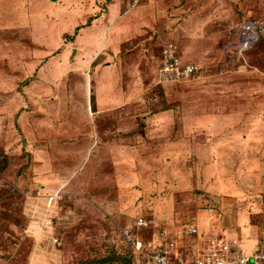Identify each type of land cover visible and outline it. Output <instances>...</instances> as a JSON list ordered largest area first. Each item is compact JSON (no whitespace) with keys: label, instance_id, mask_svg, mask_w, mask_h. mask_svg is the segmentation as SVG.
Returning a JSON list of instances; mask_svg holds the SVG:
<instances>
[{"label":"rangeland","instance_id":"1","mask_svg":"<svg viewBox=\"0 0 264 264\" xmlns=\"http://www.w3.org/2000/svg\"><path fill=\"white\" fill-rule=\"evenodd\" d=\"M62 1L52 0L51 7L50 0H0V117L4 119L0 120V264H150L131 252L124 232L145 243L163 230L183 247L184 259H191L207 246L205 240L197 245L195 238L211 233L210 225H200L195 214L201 208H229L227 202L231 204L228 218L215 221L217 227L235 239L254 238L257 247H263L264 0H140L134 7V0ZM111 1L119 5L117 19L125 13L114 22V17L102 16L103 7H113ZM92 15L98 27L89 29ZM137 19L143 20L142 26L134 24ZM247 23L258 24L261 34L253 48L243 51L241 32ZM105 37L110 39L104 50L110 54L116 55L124 43L127 60L139 66L143 57L133 76L126 65L125 76L117 73L118 79L113 80L111 72L112 78L97 79L95 65L106 55L99 40ZM166 51L172 59L193 63L198 68L195 77L155 82ZM114 67H104L100 75ZM140 75L143 83L137 86ZM88 78L94 95L100 97L112 94L111 87L117 93L118 86L113 88L117 80L128 82L126 89L121 88L127 95L136 92L133 100L118 105L122 110L120 163L110 162L106 154L118 144L108 143L100 134L98 141L103 143H93L94 137H89L90 120L84 115L90 102ZM132 78L136 80L131 83ZM241 93H247L245 100ZM30 95L38 96L37 100ZM93 103L104 105L94 98ZM209 103L225 104L230 113L238 105L243 108L247 116L230 133L234 143L226 145L220 156L217 150L211 153L210 163L200 161L206 159L207 150L199 151L204 143L196 160L147 163L145 144H161L158 139L194 143L195 133L178 135L169 130L167 138L159 136L145 124L143 114L163 109L182 117L183 110H199ZM37 107L41 113L45 109L52 113L47 122L36 124L39 131L34 137L69 148L67 154L58 145L51 147L59 155L51 165L53 173L45 169L47 158L34 154L40 145L49 152L50 144L24 139L34 134L32 118L23 127L14 123L18 111ZM244 125L248 130L240 133ZM87 140L92 145L85 158ZM153 158L157 161L161 156ZM178 166H183V173L179 174ZM119 172L123 178H118ZM141 219L150 221L148 229L137 228ZM187 222L198 228L189 238L180 234ZM53 237L61 244H54Z\"/></svg>","mask_w":264,"mask_h":264},{"label":"crops","instance_id":"2","mask_svg":"<svg viewBox=\"0 0 264 264\" xmlns=\"http://www.w3.org/2000/svg\"><path fill=\"white\" fill-rule=\"evenodd\" d=\"M55 1L63 2L62 0H55ZM113 1H117V0H113ZM51 2H52V0H50V3ZM82 3H85V2H82ZM108 4H112L113 7L111 8L109 5L103 7V9L105 11H104V14L102 16L104 18L114 17L113 18L114 19L113 22H114V21L120 19L121 17H123L121 15H123L125 13L121 14L118 19H117V15H115V14H117V11H118L117 6H119V5L116 6V4H114L112 1L109 2ZM50 5H51V7H54L52 3ZM87 7H88V5H87ZM87 9H89V8H87ZM17 10H18V8L16 7V12H17ZM18 12H19L20 16H24V12L22 9L18 10ZM89 18L91 19V21L87 23V25H89L87 28L93 29L97 25L95 17H93V15H92V17H89ZM136 23H138V25L142 26L143 20L140 19L138 21V19H137L134 24H136ZM141 26H139V28ZM96 27H98V26H96ZM112 28H113L112 30H114L115 25H113ZM71 30L72 29H70V31ZM140 31H144V29H141ZM142 33H144V32H142ZM113 37H117L116 33H115V36H113ZM108 39H110V38H108ZM108 39L105 37L104 40H102V39L99 40V42H101L103 44V45H99V46L101 47V50L103 52L106 51V55H101L100 56L101 60H99V63H97L95 65L98 68L97 69V79L100 80L104 77L112 78L110 75L111 72L114 75L113 80L118 79L117 73H119V74L122 73L125 76L124 71H122V68L126 67V65L128 66V68L130 67V72H129L130 77L133 76L135 73V70L137 68L139 69L141 63L144 62L143 57L140 58V65L139 66H137V64L134 60H132V59H131V61L127 60L124 57V55H125L124 49H122L123 46H125V48H126V45H124V43H121L122 44L121 49L118 50L116 55L110 54L107 50H104V49H106V47L108 45ZM107 55L110 56V58H112V59H110V58L107 59V57H108ZM132 56H133V58L135 56L133 52H132ZM146 60H147V56H146ZM113 61H114V63H113ZM109 64H115L116 67H114L112 65L109 66ZM105 65L107 67H109L110 69L112 67H114L115 69L110 70L109 72H104V75H103V73H101V75H100L101 70L104 69V67H106ZM131 65H132V67H131ZM145 67H146V70H148V68H150V64L148 62H146ZM109 75H110V77H109ZM132 79L133 80L131 81V83L135 82L136 78L135 79L132 78ZM137 79H138V80H136L137 86H138L139 81H141L143 83V77L141 75L138 76ZM154 79H155V82H158L157 75L155 76ZM32 82L35 83V81H32ZM121 82H122V84L119 85V83H121ZM126 83L128 85V82H125V81L123 82V81L117 80L116 83L113 85V88H114V86H118V88L116 89L117 93L114 92V90L111 87L110 90H111L112 94L109 93L107 96H101L100 97V96L94 95L95 92L90 88V87H92L93 83L92 82L90 83V79L88 80L87 87H88V91H90V96L88 95V98H90L89 99L90 102L86 103L85 106H86V109L88 110L89 116H88V113H86L84 115L87 116V118H89V120H90L91 126L89 125L88 134H89V137L91 135H92V137H94L92 139V140H94V141H92L93 143H96L99 140L98 134H100L103 139L105 137H107L106 141L108 143H114L113 145H115V143L118 145L120 144V141H121L120 137L121 136L119 133L121 130V125H122V110L121 111L118 110V108H120L118 105H120L121 103H125V101H128L127 100L128 98L133 97L132 98V100H133L135 98L134 96L136 95V92L132 93V96H129L125 92L121 91V88H123V90L126 89V85H125ZM112 84H113V82H112ZM83 85H84V83H83ZM29 87H30V84L26 87V89H24V92L26 94H28L27 89ZM144 87H145V85H144ZM71 88L78 89V88H82V87H76L75 88L73 86ZM241 88L243 89V87H241ZM32 91L33 90L31 87L30 93ZM138 94H140V93L138 92ZM138 94H137V96H138ZM246 94L241 93V98H243V100H245L247 98ZM28 97H30L34 100H37L36 98L38 96H31L30 95ZM30 98H28V99H30ZM93 98L96 101L98 100V102L104 103V105L103 104L101 105V103H97L98 105L94 104ZM86 100H87V97H86ZM122 101H124V102H122ZM76 102H80V101H76ZM90 104L92 105V110H90V107H89ZM39 105H40V103L38 104V106ZM238 106L239 107H238L237 111H235V113H230L229 111H227V108H225V104H223V105L220 104V105H218V107L214 106L212 103H209V105L203 104V106L202 105L200 106L199 110H196L195 107L191 110H186V109L183 110V114H182L183 116L182 117H179V116L174 117V115H172V114H174V112H172L170 114L166 110H163V109H161L159 112H153L150 110L149 113L143 114L142 118L145 121V124L149 128L154 127L153 131H155L157 135L164 136L165 138H167L169 130L175 131L176 134L179 132L178 135L183 134V133L191 134L192 132L195 133L196 135L193 134L194 140H195L194 143L193 142L192 143H184V142L183 143H164L165 139L163 141L161 139H158V143H161V144L154 143V141H153L152 145L146 146V144H145V147L148 149L149 154L145 153L144 159L146 161L149 160V161H147V163H154L155 162L156 164H157V162L158 163L159 162L160 163H162V162L168 163L169 161H177L178 164L179 163H187V159L194 158L196 160V157L199 153L198 148H200V143H204L205 145H203L199 151L201 153H203L204 148H205V150H207V152L203 153L204 156L206 157V159H204V160L201 159L200 161H201V163H203V162L204 163H210L212 160L209 161V159H207V158L210 157L211 153L214 155L215 150H217L218 155L220 156V154L222 153V149H224L226 145H230V143H234V141L232 139L233 136H232V138L229 139V137H231L230 133H232L233 130L235 131L238 129V126L242 123L241 121L243 120V116L246 115V113L243 111V108L240 105H238ZM44 109H45V107H43V110ZM47 110L48 109H45L43 111V113H41V112H39L38 107H37V109L33 108L32 110L24 108L23 110H20V111H18V113H16V118H15L14 123L16 125L18 124L19 126L23 127L25 123H26L25 125H27L29 123V118H32L33 121L31 123L32 124L31 130L34 134L33 135L27 134L24 139H26V141L28 143H49L50 144L49 152L44 151L45 148L42 145H40V146H38L37 150H34V152H35L34 154L36 155V157H38L40 159H46L47 158V160L44 162L45 169H48L49 171L52 172L53 167L51 165L53 164L54 159H57V157H59V155H58V152L56 154H53L51 147L58 145V149L61 151H65L67 154H69V148L65 143H53L47 139H39V138L34 137V135L37 134V131H39L36 124L39 122H41V123L47 122V118L50 117V115L52 113V111H51L52 109H49V111H47ZM137 112L135 114H137ZM123 113L125 114L126 112H123ZM17 116H18V118H17ZM36 116L38 118H36ZM0 120H4L2 116L0 117ZM158 121L160 123V124L159 123L158 124L162 125L161 128L158 127L159 125L156 126ZM163 121H164V123H163ZM129 122H130V120H129ZM243 129H245L244 131L248 130L247 127H245V125H244L243 128L241 126V129H239L240 130L239 132L243 133L244 132ZM210 133H213L211 135L215 137V141L213 142V143H216L215 145H212L213 139L211 138ZM110 134H111L112 138H110L111 137ZM201 136H203V137H201ZM227 139H228L229 143H224L223 141L226 140V142H227ZM243 139L247 140L248 137L247 136L243 137ZM87 141H88V143L86 144L85 149H84V152H85L84 157L85 158H87V155L90 152L91 145H92L91 140H87ZM82 143H84V141ZM98 143H103V142L98 141ZM206 143H208V144H206ZM242 143H243V141H242ZM198 144H199V146H198ZM118 145L109 147V150L106 153L107 155H109L107 158L110 162H111V159L115 163H117V162L120 163V161H121L122 153L120 150V145L119 146ZM99 147H100V149H103L101 146H99ZM113 148H116V149H114L112 152L110 149H113ZM169 150H173V152L169 153L168 152ZM127 154L129 156L132 155V153L130 151ZM157 154H158V156H161V159H156L157 161H155V159L153 157H155ZM0 161H1V159H0ZM182 168H183V166L182 167L178 166L179 174L183 173V171L185 170ZM119 175L120 176L118 178H123V176H124L123 173H120V172H119ZM51 177H53V175ZM185 186L186 185H184V187ZM226 201H228V199L225 200V202ZM229 205H231V204L229 202H227L226 207H229V208L222 209L221 206H216V207H214V209L208 210L205 208L204 209L201 208V210L197 211V213L195 214V218L197 221H199V223L200 222L202 223L200 225L207 223V225H210V227H211L210 228L211 233H209L210 237H208V235H207L206 237L199 239V240H197V238H195L194 241L197 242V245L202 244L204 242L202 240H205V243H208L209 241H211L215 238H219V237L220 238L226 237V238L231 239V240L235 239V235L231 234L228 230H225V228H222L223 230H225V231H223L220 228V226L217 227V224L215 223V221L216 222L220 221L222 216H223V221L226 220V218H228V214H227L228 212L227 211L231 210L230 209L231 206H229ZM212 230H214V231H212ZM219 232L223 233V235L220 236ZM214 234H218V235H214ZM228 234H229V236H227ZM168 237H173V236H168ZM189 237H190V235L186 236V238H189ZM239 237L240 238L237 239V241H238V244L240 246V249H242L246 253H250L255 249L256 243H255L254 238H248L246 236H245L246 237L245 238L244 235H239ZM195 244L196 243H192V240H191L190 246L192 248H195V249H193V251L196 253V251H195L196 247H193V246H196ZM182 248L183 247L181 245L177 246V248L175 250L176 255H182V252H183Z\"/></svg>","mask_w":264,"mask_h":264},{"label":"built area","instance_id":"3","mask_svg":"<svg viewBox=\"0 0 264 264\" xmlns=\"http://www.w3.org/2000/svg\"><path fill=\"white\" fill-rule=\"evenodd\" d=\"M261 34V28L258 24L247 23L246 28L241 32V50L249 49L256 41L257 37ZM169 51H166L161 58V65L158 74V81L163 83L166 80L180 82L183 78H194L198 68L193 63L183 64L176 57L172 59ZM1 174V171H0ZM141 219L137 228L149 226L150 221ZM126 239L128 247L131 252L143 258L149 259L150 264H264V246L246 253L238 244L237 239H228L226 237L215 238L207 243L206 248L199 252L191 259H184L183 255H176L177 242L175 239L166 236V230L162 231L158 238L154 237L147 242H142L137 235L134 237L128 232ZM198 233V228L194 223L187 222L182 225L181 235L193 236ZM133 237V238H132ZM159 239V240H158ZM54 242L60 244L61 242L55 238Z\"/></svg>","mask_w":264,"mask_h":264},{"label":"clouds","instance_id":"4","mask_svg":"<svg viewBox=\"0 0 264 264\" xmlns=\"http://www.w3.org/2000/svg\"><path fill=\"white\" fill-rule=\"evenodd\" d=\"M135 1V4L134 5H132V7H134L137 3H140L141 1L140 0H134ZM133 1V2H134ZM140 1V2H139ZM130 4H132V3H130ZM257 42V41H256ZM254 45H255V43L250 47V48H253L254 47ZM183 64H185V63H188V61H181ZM160 65H161V63H160ZM158 74H159V71H158ZM157 78H158V75H157ZM159 79V78H158ZM164 231V230H163ZM159 235V234H158ZM156 237V236H155ZM54 238V237H53ZM156 238H158V237H156ZM55 239V238H54ZM54 239H53V242H54ZM61 242V241H60ZM54 244H57V245H60V244H58V243H56V242H54Z\"/></svg>","mask_w":264,"mask_h":264},{"label":"trees","instance_id":"5","mask_svg":"<svg viewBox=\"0 0 264 264\" xmlns=\"http://www.w3.org/2000/svg\"><path fill=\"white\" fill-rule=\"evenodd\" d=\"M149 227H147V229H148ZM156 235H154V237H155ZM151 238H153V237H151Z\"/></svg>","mask_w":264,"mask_h":264},{"label":"bare ground","instance_id":"6","mask_svg":"<svg viewBox=\"0 0 264 264\" xmlns=\"http://www.w3.org/2000/svg\"><path fill=\"white\" fill-rule=\"evenodd\" d=\"M102 187V186H101Z\"/></svg>","mask_w":264,"mask_h":264}]
</instances>
